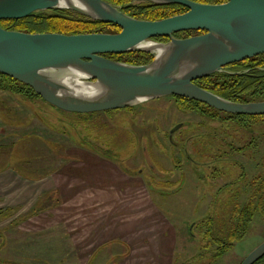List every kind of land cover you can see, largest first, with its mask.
<instances>
[{
  "label": "rangeland",
  "instance_id": "obj_1",
  "mask_svg": "<svg viewBox=\"0 0 264 264\" xmlns=\"http://www.w3.org/2000/svg\"><path fill=\"white\" fill-rule=\"evenodd\" d=\"M79 156H103L140 175L178 232L175 264H240L264 241V222L256 215L246 237L220 259L213 260L216 247L208 245L226 236L233 209L247 201L252 180L264 171V121L239 125L224 114L213 120L182 112L172 97L80 115L0 91V206L9 203L11 188L39 190L37 181L56 174L63 158ZM32 200L22 195L18 213L32 212Z\"/></svg>",
  "mask_w": 264,
  "mask_h": 264
},
{
  "label": "water",
  "instance_id": "obj_2",
  "mask_svg": "<svg viewBox=\"0 0 264 264\" xmlns=\"http://www.w3.org/2000/svg\"><path fill=\"white\" fill-rule=\"evenodd\" d=\"M130 1L180 5L188 11L148 21L130 17L105 0H0V21L66 10L120 28L116 34L64 35L0 27V74L28 86L44 102L67 113L128 109L164 97H181L224 114L264 116V101L236 103L194 83L264 54V0ZM187 31L203 33L173 37ZM160 37L168 41L153 40ZM133 52L148 54L152 60L131 65L103 57ZM263 257L264 241L240 264H255Z\"/></svg>",
  "mask_w": 264,
  "mask_h": 264
},
{
  "label": "crops",
  "instance_id": "obj_3",
  "mask_svg": "<svg viewBox=\"0 0 264 264\" xmlns=\"http://www.w3.org/2000/svg\"><path fill=\"white\" fill-rule=\"evenodd\" d=\"M139 176L103 156L65 157L41 189L11 188L0 206V264H175L178 232ZM29 194L30 209L44 194L58 204L21 215Z\"/></svg>",
  "mask_w": 264,
  "mask_h": 264
},
{
  "label": "trees",
  "instance_id": "obj_4",
  "mask_svg": "<svg viewBox=\"0 0 264 264\" xmlns=\"http://www.w3.org/2000/svg\"><path fill=\"white\" fill-rule=\"evenodd\" d=\"M120 9L126 15L138 20L157 21L179 15L188 10L180 5H152L149 3L134 4L130 0H105ZM202 4H220L225 0H191ZM0 27L5 30L19 31L29 34L59 33L64 35H78L88 33L116 34L120 28L113 24L91 21L79 14L66 10H51L37 12L24 19L1 20ZM203 32L187 31L173 34L175 38H186ZM158 42H167L168 38L153 39ZM103 57L131 65H144L152 60V56L145 53H126L122 55H104ZM222 73L196 80L194 83L202 89L236 103H250L264 101V54L244 61L228 65ZM0 91L20 95L26 98H38L28 86L21 84L7 76L0 74ZM177 109L182 112H196L211 119H218L220 114L209 106L197 101L181 97H172ZM42 100V99H41ZM236 120L239 125L255 124L264 121V116H237L224 114ZM58 204L54 194H44L36 202L31 213H39ZM256 215H260L264 222V171L251 182V191L247 201L236 206L232 211L235 223L230 226L225 237L213 241L210 234H205L208 245H214L213 260L216 261L232 251L234 244L243 240L248 234L249 226ZM189 236L193 238L189 230ZM255 264H264V257Z\"/></svg>",
  "mask_w": 264,
  "mask_h": 264
}]
</instances>
